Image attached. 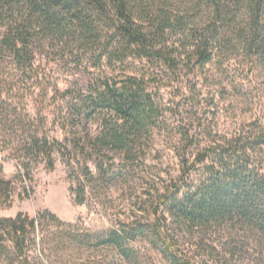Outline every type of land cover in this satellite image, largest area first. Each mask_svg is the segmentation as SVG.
Listing matches in <instances>:
<instances>
[{"label":"trees","instance_id":"1","mask_svg":"<svg viewBox=\"0 0 264 264\" xmlns=\"http://www.w3.org/2000/svg\"><path fill=\"white\" fill-rule=\"evenodd\" d=\"M239 57L264 69V0H0V156L8 150L30 180L35 166L54 170L56 155L87 162L95 153L104 158L107 147L131 158L156 104L146 94L145 75L119 86L106 70L133 60L150 65V77L159 76L157 70L190 75ZM50 62L95 77L62 90ZM58 99L64 106L51 122L45 105ZM31 103L38 106L34 118ZM91 121L102 123V133H91ZM55 128L66 134L64 141L52 135ZM178 150L182 170L153 211L151 241L171 264H223L222 251L230 260L264 261V123L207 144L186 135ZM80 170L90 176L86 163ZM14 194L0 157V211L11 207ZM76 203H85L82 185ZM45 215L56 230L45 228L42 216L0 214V264H53L56 247L48 246L65 252L72 242L115 248L123 264H135L133 244L148 235L136 222L103 235L76 234ZM185 233L198 240L205 259L181 253ZM214 234L225 238L222 250L208 243Z\"/></svg>","mask_w":264,"mask_h":264},{"label":"rangeland","instance_id":"2","mask_svg":"<svg viewBox=\"0 0 264 264\" xmlns=\"http://www.w3.org/2000/svg\"><path fill=\"white\" fill-rule=\"evenodd\" d=\"M50 67L53 69L51 77L62 90L73 89L76 82L87 85L95 77L81 76L77 71L53 62H50ZM149 68L146 63L128 60L116 70H106L110 83H119V86L130 77L143 79L145 75L146 94L156 104L155 117L141 130L134 144L133 156L128 158L107 147H103V153L108 158L95 153L87 162L82 157H73L68 162L67 158L56 155L54 170H47L44 165L35 166L30 180L24 177L18 160L8 150L2 151L3 173L12 180L15 194L11 207L3 208L1 216L15 217L19 213L30 217L42 216L45 218L43 226L56 230L55 224L45 215L51 213L62 223L72 225L76 234L88 232L91 235H103L136 222L146 228L149 236L139 237L133 244L137 256L135 264H171L160 247L151 241L153 238L149 232L160 196L180 176L179 144L186 135L207 144L220 137L230 138L239 128L249 129L253 124L264 123V69L259 61L244 57L233 58L223 66L215 62L203 69L198 68L190 75L186 71L173 74L157 70L160 75L150 77L148 73L153 70ZM47 105L45 113L49 121H56L58 108L64 103L58 99ZM30 107L33 109L28 112L34 118L33 113L38 106L31 103ZM113 119V123H121L116 121L117 118ZM89 128L93 135L104 130L99 121H91ZM55 130L52 135L64 141L66 134L58 128ZM85 163L90 176H85L80 170ZM201 173V168L193 172L182 191L186 192L193 186ZM81 185L85 188V203L79 205L76 203V191ZM160 211H164V206ZM194 238L185 233L180 239L179 249L188 258L202 261L201 257L205 259V256ZM208 243L222 250L225 238L214 234ZM48 247H56L53 264H123L115 248L98 244L79 248L72 242L65 252L62 248L57 250L56 245ZM221 256L226 259L223 264H264L256 256L230 260L225 251ZM217 257L215 262L219 259ZM209 260L205 264H212Z\"/></svg>","mask_w":264,"mask_h":264}]
</instances>
